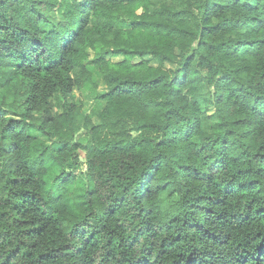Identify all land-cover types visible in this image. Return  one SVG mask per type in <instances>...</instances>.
I'll return each instance as SVG.
<instances>
[{"label": "trees", "instance_id": "1", "mask_svg": "<svg viewBox=\"0 0 264 264\" xmlns=\"http://www.w3.org/2000/svg\"><path fill=\"white\" fill-rule=\"evenodd\" d=\"M0 264H264V0H0Z\"/></svg>", "mask_w": 264, "mask_h": 264}, {"label": "rangeland", "instance_id": "2", "mask_svg": "<svg viewBox=\"0 0 264 264\" xmlns=\"http://www.w3.org/2000/svg\"><path fill=\"white\" fill-rule=\"evenodd\" d=\"M119 60H121V58L120 59H118V58L114 59V61H119ZM102 89H103V87L101 88V91H102ZM72 98H73L75 103H78L81 99L86 100L87 95L85 93H81V92H78L77 90H75L72 94Z\"/></svg>", "mask_w": 264, "mask_h": 264}]
</instances>
